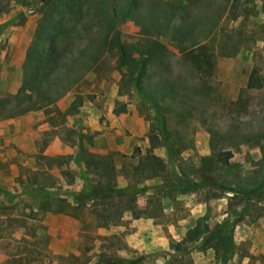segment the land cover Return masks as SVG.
<instances>
[{
    "label": "rangeland",
    "instance_id": "1",
    "mask_svg": "<svg viewBox=\"0 0 264 264\" xmlns=\"http://www.w3.org/2000/svg\"><path fill=\"white\" fill-rule=\"evenodd\" d=\"M123 1L0 0L1 38L12 29L20 41L29 36L30 44L38 42L35 54L41 58L49 54L50 43L60 54L65 47L69 69L55 68L49 75L76 77L97 51L101 54L82 81L58 100L70 104L76 94L82 95L78 111L69 114L70 120L64 116L57 129L69 151L51 159L40 154L27 158L10 150L8 157L0 155V264H98L101 260L127 264L118 261L122 258H141L135 264H264V199L215 190L213 174L199 169L203 156L230 150L229 166L216 173L226 185L234 179L243 183L264 160V0H162L159 10L168 3L177 14H184L149 25V31L142 29L149 23H137L141 17ZM180 3L186 7L179 9ZM186 32L198 39L210 32L206 42L215 61L211 78L201 77L180 55L188 44ZM145 36L158 39L166 50V57L141 77L142 91L152 94V100L131 88L112 47L118 40L139 49L148 42ZM254 67L262 87L247 89ZM5 104L17 108L24 102L14 99ZM84 108L92 112L84 121H75ZM79 147L113 156L117 188L146 187L132 197L111 200L104 227L113 234L106 240L98 231L103 224L100 207L91 202L76 207L66 187L78 181L83 189L93 180L76 159ZM154 156L162 158L164 168L149 177L142 167L151 165ZM182 172L200 182L199 189L178 190ZM46 186L58 190L44 193ZM214 192L220 197H211ZM58 194L62 197H55ZM166 209L170 223L157 222L156 216H163ZM49 210L77 218L73 225L83 227L81 238L75 237L68 221L52 218L44 223ZM140 215L152 216L153 223L143 222ZM137 216L144 236H153L146 250L156 252L138 255L125 243V235L136 228L132 219ZM181 218L186 223L179 225ZM200 219L203 223L197 225ZM223 222L226 229L231 224L234 242L227 262L211 248H201L197 240L182 242L190 231L199 234L204 227L212 230ZM59 237L66 241L65 249L77 252L75 259L56 255Z\"/></svg>",
    "mask_w": 264,
    "mask_h": 264
},
{
    "label": "trees",
    "instance_id": "2",
    "mask_svg": "<svg viewBox=\"0 0 264 264\" xmlns=\"http://www.w3.org/2000/svg\"><path fill=\"white\" fill-rule=\"evenodd\" d=\"M161 1L162 0H146V2H142L140 0H124L123 5L131 9L137 15L139 14L141 18L137 20V23L141 24L144 21L148 22L149 24L142 29H144L143 31H149V25H154L159 21L166 22L172 17L184 14L182 11L177 14L174 9L169 8L168 3L159 10L161 7L158 2ZM230 1L232 3L233 0ZM179 6V9H184V7H186L185 4L182 3H180ZM115 10V8H112V11ZM236 16L237 14H234L233 17L236 18ZM185 19L187 20L189 18ZM172 25L173 24H171V26ZM181 32L183 33V30ZM188 34L189 32H186L185 34L188 44L180 50V55L188 61L201 77L211 78L214 72L215 61L214 54L212 50H209V45L206 42L210 37V32L205 33L201 39H198L195 34L187 36ZM39 35H41L40 32ZM144 38L148 42H146L145 45H142L139 49L136 47H129V45L118 40L113 41L114 43L112 47L116 50L118 66L126 69V77L128 78L131 88L142 97L152 100V94H147L142 91L141 77L146 75L150 66L166 57V50L164 44L158 39L151 36H145ZM37 47L38 42H31L27 49L26 59L23 64V81L16 93V97L14 98L16 103L24 102V104L17 108L15 106L8 108L5 111V114L7 115L14 116L30 110L47 108L54 104L70 90L73 84L82 81L85 72L98 63L101 57L99 50L92 58L91 62L85 67L84 73H81L76 77L65 78L64 73H53V75L48 74L49 70L55 71V68L61 71L63 70L62 72L69 69V63L64 56L65 47H63L60 54L57 50V45L50 43L49 54L47 53L48 55L44 58L35 54ZM102 47L104 48V46ZM261 87L262 82L258 70L254 67L249 72L246 88L259 89ZM82 101V95L76 94L65 113L73 114L74 112H77ZM82 152V157L84 158L81 159ZM231 156L232 152L230 150L218 151L217 153L203 156L200 159L201 166L199 169L213 174L215 190L245 194L248 197L254 196L255 200H263L264 160L257 165L251 176L246 178L245 182L240 183L237 179H234L226 185L225 182L221 181L220 176L216 172L220 167L226 168L229 166V159ZM76 159L77 161L79 160L83 164V167L90 172L93 180L89 182V185L86 188L76 192L70 191V194L77 203L76 207L83 206L85 203L88 204L89 202L93 203V206H99L101 210L100 218L103 220L102 226L107 224L109 216L106 214V209L108 206L112 205L111 200L114 197H132L139 192L142 193L146 190V187L139 190H135L134 188V191H132L133 187L131 186L127 188H117L115 185L117 168L113 156L109 153L99 154L83 150L79 147ZM163 168L162 158L154 156L152 164L147 167H142V170L147 172V176L153 177L158 175ZM200 186V182L190 180L185 172L180 174L178 177V184H176V188L180 191H195L199 189ZM38 191L42 192L41 189H38ZM44 193L51 194V192L46 191ZM211 197H220V194L214 192ZM58 211L65 212L62 210ZM201 223H203L202 219L198 221L197 225H201ZM228 225V229H226L227 223L225 222L212 230H209L208 227H204L198 232L199 234L190 231L182 242H192L197 240L199 241L201 248H211L215 256L219 255L222 261L227 262L234 243L232 228L230 227L231 224ZM82 231H84L83 227ZM176 248H179V244H176ZM101 255H103V252H100L99 256ZM15 256L16 255H13V257ZM17 256L20 257V255ZM59 258L65 260L75 259L74 256ZM140 259L141 258L124 260L122 258L118 261L126 262L127 264H135V262ZM103 262H105V260H101L98 264H103ZM107 262L110 263L112 261L109 260Z\"/></svg>",
    "mask_w": 264,
    "mask_h": 264
},
{
    "label": "crops",
    "instance_id": "3",
    "mask_svg": "<svg viewBox=\"0 0 264 264\" xmlns=\"http://www.w3.org/2000/svg\"><path fill=\"white\" fill-rule=\"evenodd\" d=\"M0 37V155L2 157H8L9 150L13 153L24 154V157L34 158L37 154H40L46 158H57L58 156L67 153L69 146L64 142L62 138V133L59 129L61 121L64 119L70 120L71 115H66V109L69 105L65 100H60L50 105L47 108L30 110L25 113L18 115H7L5 111L9 108V105L5 104L8 101L13 102L15 94L20 88L24 71L23 64L26 59L27 49L30 44V37L27 39L18 40L15 36V31L12 29L9 32L7 31L6 37L1 35ZM92 111L87 108L82 109L79 115H76L75 121H84V117L88 116ZM65 114V115H64ZM65 120V121H67ZM109 145V144H107ZM73 147V151L74 152ZM73 185L76 186L73 189ZM69 187L70 191H79L81 189L78 181H74L66 185ZM46 192H54L58 190L55 186H46L43 188ZM69 191V193H70ZM62 197V195H56L55 197ZM163 216H156V221H164L170 223L172 220L170 210L166 209ZM46 221L44 223L51 222L50 219L54 218L55 221H60L61 223L68 221L74 230L72 232L75 234V237L81 238L82 228L74 224L78 221L73 215L68 214L67 212L59 211H48L46 214ZM139 218L143 222H149L152 224L153 217L149 215H140ZM138 216L134 217L133 222L136 221V228L130 233L126 234L124 237L125 243L128 247L133 249L135 254L142 255L148 252H156L154 250H146V245L151 242L149 237L153 236H144L143 228L140 227V224L137 223ZM179 225L181 223H186L185 218H181L177 221ZM186 225V224H183ZM47 226V225H46ZM153 226V225H152ZM80 227V228H79ZM189 228H192L190 226ZM61 229V228H60ZM66 228L62 227V230ZM151 229V228H150ZM57 230V229H56ZM99 233H103L102 240H106L112 231H109L108 228L102 226L98 227ZM150 231V230H149ZM183 238V237H181ZM55 242H58V250H56V255L58 257H70L76 256V251L73 249H65V240L62 237L56 238ZM53 244V242H52ZM55 244V243H54ZM76 248L78 245V240H75ZM148 246V245H147ZM150 249V247H148Z\"/></svg>",
    "mask_w": 264,
    "mask_h": 264
}]
</instances>
